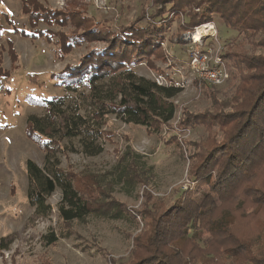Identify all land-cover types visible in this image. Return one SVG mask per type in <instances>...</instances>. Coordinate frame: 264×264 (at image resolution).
<instances>
[{"label":"trees","instance_id":"16d2710c","mask_svg":"<svg viewBox=\"0 0 264 264\" xmlns=\"http://www.w3.org/2000/svg\"><path fill=\"white\" fill-rule=\"evenodd\" d=\"M141 1L145 6L134 20L100 36L101 48L89 49L76 64L65 65L53 76L66 92L86 103L84 114L80 104L67 103L62 97L31 102L44 114L27 117L25 133L45 154L42 167L26 162L27 201L33 215L48 217V199L59 190L61 238H67L73 223L91 214L128 218L136 225L140 221L125 261L112 259L111 264H264V53L254 54L257 48L264 50V0ZM20 2L31 33L22 35L49 42L56 39L61 57L71 53L81 38L40 30V24L72 28L97 24L76 7L57 10L46 7L43 0ZM214 17L236 33L220 56L233 67L238 88L230 104L219 102L214 92L205 89L212 101L210 109H184L169 125L177 110L171 99L179 89L157 85L132 69L144 63L149 70L165 74L155 62L166 64L176 56L164 44H180L197 27L214 22ZM174 22L178 30L170 34ZM239 37L248 49L241 40L236 43ZM8 54L14 65L17 56L10 43ZM5 74L0 67V76ZM81 88L88 93L80 92ZM109 115L144 127L147 135L161 136L164 127L175 132L204 127V141H182L189 151L188 178L194 186L174 188L170 196L161 198L145 192L132 214L110 198L96 175L76 173L71 166L62 168L56 155L66 158L77 151L68 144L70 140L78 139L79 152L86 157L103 152L99 139L111 142L113 137L111 131L103 130ZM165 144H174L181 153L177 136ZM134 168L132 164L129 169ZM130 173L131 183L143 185L137 172ZM92 201L97 205L94 209ZM57 237L48 233L44 242L54 248Z\"/></svg>","mask_w":264,"mask_h":264},{"label":"rangeland","instance_id":"374dc122","mask_svg":"<svg viewBox=\"0 0 264 264\" xmlns=\"http://www.w3.org/2000/svg\"><path fill=\"white\" fill-rule=\"evenodd\" d=\"M43 2L49 9L76 7L97 24L78 28L40 24V30L81 38L71 53L61 57L56 39L49 42L44 38L32 39L22 35L31 33L27 16L21 12L20 0H0V67L3 72H7L0 76V264H111L112 259L124 262L131 249L132 238L140 231V218L136 217L139 221V225H136L128 218L114 220L91 214L84 221L73 223L67 238H61V226L57 218L59 190L48 199L51 207L48 217L36 218L33 215V209L27 201L26 162L30 160L42 167L45 154L28 139L25 127L27 117L44 114L42 109L32 105L34 100L62 97L67 103L80 104V112L84 114L86 103L78 101L75 94L66 92L65 87L53 76L63 70L65 65L76 64L89 49L101 48L103 43L99 40L100 36L109 30L117 31L120 26L134 20L145 5L141 0ZM213 19L214 22L197 27L180 44L175 41L164 44V48L176 56L169 58L166 64L155 62L165 74L159 75L149 70L144 63L132 69L137 76L155 81L157 85L170 87L172 84L179 89L171 99L177 110L175 119L169 125H174L184 109L190 112L210 109L212 101L204 94L205 89L215 93L214 99L230 104L238 88L240 81L233 77V67L226 59L220 58L224 46L236 37V33L223 27L215 17ZM209 26L212 32L202 36L197 43L210 50L208 61L222 59L224 62L227 79L221 84H212L195 76L187 65L188 53L197 52V47L191 41L193 34ZM177 30V23L174 22L170 34ZM240 40L241 37L237 38L236 43ZM9 43L17 56L14 65L8 54ZM243 45L245 49L249 48L247 43ZM263 53V49L254 50V54ZM173 62H176V66L168 67ZM79 91L88 93L83 88ZM103 130L111 131L113 137L111 142L99 139L103 147L100 155H82L78 139H73L68 144L77 150L76 153L66 158L56 156L62 168L71 166L76 173L96 175L103 189H108L110 198L124 204L132 214L142 204L145 192L161 198L170 196L174 188L184 190L194 186L188 178L189 151L182 141H204L207 137L204 127L181 132L164 127L161 136L147 135L144 127L124 123L109 115ZM172 135L180 141L181 153L174 144H165ZM132 164L136 168L130 170ZM132 172H137L143 185L130 182L128 176L129 173L133 176ZM90 207L94 209L97 205L92 201ZM51 232L58 236L54 248L44 242V236Z\"/></svg>","mask_w":264,"mask_h":264},{"label":"built area","instance_id":"2783aa9c","mask_svg":"<svg viewBox=\"0 0 264 264\" xmlns=\"http://www.w3.org/2000/svg\"><path fill=\"white\" fill-rule=\"evenodd\" d=\"M193 45L197 48H200V52L195 49L197 52H189L188 53V62L187 65L190 68L191 73L195 76H199L200 78L211 82L212 84H221L227 79V73L225 69L224 62L220 59L217 60H207L209 59L210 50H206L197 42H193ZM221 58V57H220Z\"/></svg>","mask_w":264,"mask_h":264},{"label":"bare ground","instance_id":"6f19581e","mask_svg":"<svg viewBox=\"0 0 264 264\" xmlns=\"http://www.w3.org/2000/svg\"><path fill=\"white\" fill-rule=\"evenodd\" d=\"M212 32V28L209 27H202L196 33L193 34V42H198L202 36H207Z\"/></svg>","mask_w":264,"mask_h":264}]
</instances>
